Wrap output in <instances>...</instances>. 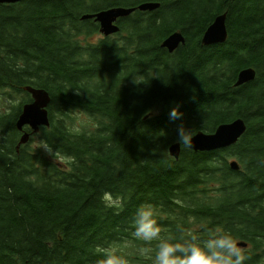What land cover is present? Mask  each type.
Returning a JSON list of instances; mask_svg holds the SVG:
<instances>
[{"label": "trees", "instance_id": "trees-1", "mask_svg": "<svg viewBox=\"0 0 264 264\" xmlns=\"http://www.w3.org/2000/svg\"><path fill=\"white\" fill-rule=\"evenodd\" d=\"M262 1L0 4V89L21 96L0 114V264H96L97 247L110 244H126L132 264H151L138 254L143 242L131 236L132 215L143 203L157 206L162 236L207 239L227 231L247 244L245 264H264ZM143 2L160 6L119 19L120 31L96 43L98 24L80 20ZM224 12L227 41L203 46L204 31ZM176 31L185 43L168 53L161 43ZM247 67L255 79L235 88ZM25 86L49 93L50 127L36 135L64 164L32 153L28 143L16 150L15 122L31 102ZM177 105L183 117L173 122ZM79 112L92 118L91 129L72 126ZM237 118L247 130L235 145L203 153L181 145L178 160L169 156L181 123L192 134L212 133ZM104 192L125 196L123 210L106 207Z\"/></svg>", "mask_w": 264, "mask_h": 264}, {"label": "clouds", "instance_id": "clouds-1", "mask_svg": "<svg viewBox=\"0 0 264 264\" xmlns=\"http://www.w3.org/2000/svg\"><path fill=\"white\" fill-rule=\"evenodd\" d=\"M182 117L179 105L169 112L170 121L182 120ZM161 133L165 135L163 131ZM192 140V132L181 123L177 127L176 142L190 148ZM42 147L47 153L53 151L47 143H43ZM101 199L106 207L118 210H123L127 202L125 196L113 195L111 192H104ZM158 215L157 206L143 203L136 208L131 219V236L145 245L137 249L138 254L151 261V264H245L249 259L238 246V239L227 231L218 230L207 239L192 232L179 239L164 237L161 235L163 229L158 222ZM126 247V244L97 247L96 252L102 258L96 264H132L124 251Z\"/></svg>", "mask_w": 264, "mask_h": 264}, {"label": "water", "instance_id": "water-1", "mask_svg": "<svg viewBox=\"0 0 264 264\" xmlns=\"http://www.w3.org/2000/svg\"><path fill=\"white\" fill-rule=\"evenodd\" d=\"M21 0H0V4H16ZM160 6L157 2H143L136 7H113L102 10L96 13H85L80 17V20H93L99 24V31L105 37L119 32L117 21L126 18L132 13L153 12ZM227 13L217 15L213 22L204 31L201 44L203 46H213L224 44L227 41L228 30L226 26ZM185 43V38L181 32H173L167 36L161 43V47L166 49L168 53H173L180 45ZM256 72L252 67L241 69L236 76L234 87H239L249 83L255 79ZM23 91L31 97V102L22 105L21 112L18 115L15 127L21 133L16 150L20 146L28 143L32 135L38 134L41 127L48 128L50 120L48 115V106L51 101L49 93L44 89L25 86ZM24 126L31 129L30 133L23 132ZM247 125L242 118H237L229 123H223L217 126L212 133L198 131L193 134L192 146L187 148L193 152H214L223 150L235 145L246 133ZM181 152V144L178 142L172 143L168 147V154L174 160H178ZM231 170L237 171L240 166L236 160L228 162ZM240 248H245L246 243L238 242Z\"/></svg>", "mask_w": 264, "mask_h": 264}, {"label": "rangeland", "instance_id": "rangeland-1", "mask_svg": "<svg viewBox=\"0 0 264 264\" xmlns=\"http://www.w3.org/2000/svg\"><path fill=\"white\" fill-rule=\"evenodd\" d=\"M264 3V1H262ZM101 5V4H100ZM105 5V4H102ZM99 40V36H94L91 41L96 43ZM12 95V98L10 97ZM21 99V96H15L14 92L8 90V89H0V114L4 113L9 110L10 106H15L19 103ZM75 118L71 121V124L74 128L78 130L82 129H91L93 126V120L91 117L83 114V113H77L73 115ZM43 143L40 140L38 135H35L32 137V139L28 142V150H30L32 153L41 152L46 155V157L54 163H62L64 164L66 162V159L64 157H61L59 155H55L53 152L47 153L45 150H43L42 147ZM228 162L232 160H236L233 158H227ZM242 249V248H241Z\"/></svg>", "mask_w": 264, "mask_h": 264}, {"label": "flooded vegetation", "instance_id": "flooded-vegetation-1", "mask_svg": "<svg viewBox=\"0 0 264 264\" xmlns=\"http://www.w3.org/2000/svg\"><path fill=\"white\" fill-rule=\"evenodd\" d=\"M136 7V6H135ZM110 8H113V7H110ZM106 9H109V8H106ZM106 9H101V10H99V11H102V10H106ZM99 11H96V12H99ZM96 12H93V13H96ZM82 16V15H81ZM82 21V20H81ZM86 21V20H85ZM119 21V20H118ZM118 21H117V25L119 26V24H118ZM96 23V22H95ZM98 24V23H97ZM98 26H99V24H98ZM119 31H120V27H119ZM118 33V32H117ZM99 40H104V39H107V38H110V37H113L114 36V34L113 35H110V36H107V37H105L103 34H101V32L99 31ZM181 46V45H180ZM28 94V93H27ZM29 95V94H28ZM30 96V95H29ZM30 99H31V97H30ZM29 103V102H28ZM235 120V119H234ZM229 123V122H228ZM50 127V126H49ZM23 132H27V133H30L31 132V129H30V127H28V126H24V128H23ZM20 135H21V133H20ZM36 135V134H35ZM35 135H32V137L33 136H35ZM32 137H30L29 138V141L32 139ZM28 141V142H29Z\"/></svg>", "mask_w": 264, "mask_h": 264}]
</instances>
